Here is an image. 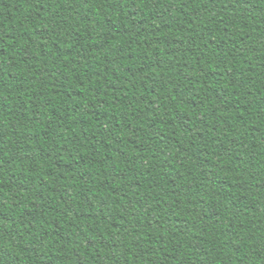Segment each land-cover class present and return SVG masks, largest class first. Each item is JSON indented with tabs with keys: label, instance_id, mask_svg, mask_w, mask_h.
Here are the masks:
<instances>
[{
	"label": "trees",
	"instance_id": "obj_1",
	"mask_svg": "<svg viewBox=\"0 0 264 264\" xmlns=\"http://www.w3.org/2000/svg\"><path fill=\"white\" fill-rule=\"evenodd\" d=\"M0 264H264V0H0Z\"/></svg>",
	"mask_w": 264,
	"mask_h": 264
}]
</instances>
